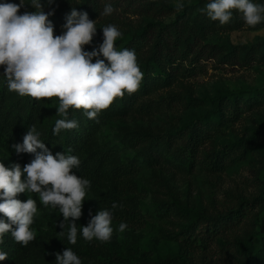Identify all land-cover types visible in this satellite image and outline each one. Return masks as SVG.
Here are the masks:
<instances>
[{"label":"trees","instance_id":"16d2710c","mask_svg":"<svg viewBox=\"0 0 264 264\" xmlns=\"http://www.w3.org/2000/svg\"><path fill=\"white\" fill-rule=\"evenodd\" d=\"M64 1L72 4L58 8L53 16L48 17L54 26V35H61L65 31L63 25L66 23V15L72 8H76L78 12H87L89 19L93 21L118 18L114 14L119 5L124 10L153 17L154 19L138 29L126 32L115 41L118 51L135 50L143 79L136 92H125L123 98H116L106 110H102L97 117L99 122L88 119L82 109H69V119H75L78 128L61 130L58 135H53L55 121L62 117L57 115V110L51 109L50 104L58 98L36 100L9 91L3 74L4 67L0 66V162L9 168L19 163L23 168L34 159V154H17L13 146L22 144L29 127L35 125L40 139L54 156L56 153H65L79 158L80 166L73 169V172L91 183L90 189L94 196L85 198L82 216L75 223L80 222L83 226L84 217L90 220L99 210L108 209L113 213L112 225L125 222L130 226L142 217L139 200L132 195L140 164L161 168L165 163L179 168L192 166L199 147L228 120L238 118L246 108L264 104V89L234 97L223 94L211 97L213 108L195 114L178 137L157 133L142 125L131 128L122 124L118 127L119 143H115L102 137L103 127L116 119L140 112L142 108H149L143 102L144 97L161 88L181 83L183 77L192 76L203 59L214 58L223 64H239L245 67L254 60H264V42L232 45L212 41L211 37L219 31H231L246 25L242 14L237 10H233L232 19L225 25L212 21L206 13L200 11L212 0L184 2L182 11H177L176 5L170 0H124L123 3L119 0H52L51 4L49 0H40V3L54 5ZM6 2L20 4V0ZM252 2L264 5V0ZM23 3L20 14L37 11L31 7L32 0H23ZM108 3L113 5L114 12L109 16H100L104 5ZM260 26L262 24L259 23L254 28ZM99 59L104 57L101 55ZM95 61L96 58H93L92 62ZM58 106L59 100L56 108ZM262 136L264 120L252 129L250 137L239 140L241 142L238 141V146L243 145L247 149ZM68 149L72 151L69 153ZM130 149L135 156L130 157ZM228 155L230 154L227 150H214L211 158L207 159V168L223 170ZM262 174L263 183L259 194L242 200L236 207L222 213H197L185 226L184 250L158 258L144 252L128 257L117 247L110 248V244L115 242L113 237L107 243L97 240L88 242L79 231L77 243L72 245L67 239V225L63 229L64 235L60 234L62 229L59 225L63 216L58 208L43 206L38 194H18L16 198L22 202H26L29 196L37 201L38 214L31 225L36 232V238L23 246L15 242L10 233L5 234L3 243H0V251L6 252L8 258L0 261V264H55V254H62L66 248L74 251L81 259V264H193L190 257L198 244L196 238L200 237L201 232L207 236L224 232L235 234L239 254L230 264H264V216H260L261 211L254 212L256 204L261 205L264 210V168ZM113 202L119 207L112 209ZM169 208L167 203H160L162 211L167 212ZM0 220L8 222L2 213ZM242 228V231L238 230ZM125 232L127 246L137 249L138 238H132V235L129 238L128 235L133 233Z\"/></svg>","mask_w":264,"mask_h":264},{"label":"clouds","instance_id":"9594fccd","mask_svg":"<svg viewBox=\"0 0 264 264\" xmlns=\"http://www.w3.org/2000/svg\"><path fill=\"white\" fill-rule=\"evenodd\" d=\"M23 6V0L20 4L0 3V66L4 67L9 91L36 100L58 98L56 112L62 118L55 121L53 135L78 128V122L69 119V109H82L88 119L99 122L98 114L116 98L139 89L143 72L135 50L116 49L115 41L122 35L117 26L103 27V42L98 48L85 51L84 46L91 44L97 31L96 21L90 20L87 12L72 8L66 15L65 31L54 35V26L48 19L51 13L42 10L40 0H32L31 7L37 11L20 14ZM183 8V3L176 5L177 11ZM233 10L239 11L250 27L264 22V5L252 0H212L206 8L200 9L220 25L230 22ZM113 12V5L108 3L100 16ZM101 55L104 59H99ZM93 58H96L95 63ZM13 148L17 154H34V159L23 168L19 163L9 168L0 162V213L8 221L0 220V243L7 233L23 246L36 238L31 225L38 214L37 201L28 195L27 201L22 202L16 198L21 193L38 194L43 206L59 209L63 216L60 234L64 235L67 225L70 244L77 243L78 231L88 242L110 241L113 234L111 210H99L91 216L87 226L79 229L75 223L82 216V205L91 186L88 179L73 172L80 166L76 155L56 153L54 156L40 139L35 125L29 127L22 144ZM71 151L68 149L69 153ZM111 207L116 209L119 205L113 202ZM126 228L127 224L121 222L118 231L124 232ZM55 256V264H81L71 248ZM7 258V253L0 251V261Z\"/></svg>","mask_w":264,"mask_h":264},{"label":"rangeland","instance_id":"374dc122","mask_svg":"<svg viewBox=\"0 0 264 264\" xmlns=\"http://www.w3.org/2000/svg\"><path fill=\"white\" fill-rule=\"evenodd\" d=\"M119 1L123 3L124 0ZM170 1L177 5L195 0ZM5 2L6 0H0V3ZM69 4L72 3L64 1L54 5L42 4V10L53 16L58 8ZM122 7L119 5L114 14L118 18L95 20L97 31L91 44L84 46L85 51H92L103 42L102 28L109 24L117 26L124 35L154 19ZM260 24L262 26L259 28L246 24L231 31H219L211 40L232 45L264 42V22ZM199 64L200 67L192 76L181 78V83L161 88L144 97L143 102L149 108H142L140 112L116 119L104 126L102 137L119 143L118 127L122 124L131 128L142 125L157 133L178 137L195 114L213 108L211 97L218 94L234 97L264 89V60H254L246 67L223 64L214 58L203 59ZM57 101L56 99L50 104L54 111L57 110ZM262 120L264 104L246 108L238 118L228 120L199 147L192 166L179 168L165 163L161 168L140 164L132 195L139 200L142 217L125 229L133 233L128 235L129 238L131 235L132 238H138L139 246L137 249L129 248L125 241L126 232L118 231L119 224L114 223L112 237L115 242L110 244V248L115 246L128 257L144 252L158 258L181 252L185 245V226L194 215L203 211L222 213L236 207L242 200L259 194L263 183L264 136L247 149L243 145L238 146V143L241 142L239 140L250 137L252 129ZM214 150L229 151L230 155L226 156L223 170L207 168V159L211 158ZM128 154L130 157L135 156L131 149ZM92 196L93 191L89 188L85 198ZM162 202L170 206L167 212L160 209ZM254 207V212L261 211L260 216H264L261 205L256 204ZM89 221V218L84 217L83 226H87ZM76 224L78 229L82 225L80 222ZM238 230L242 231L243 228ZM199 234L200 237L196 238L198 244L190 257L191 263L230 264L235 261L239 249L234 233L224 232L213 236H207L204 232Z\"/></svg>","mask_w":264,"mask_h":264}]
</instances>
